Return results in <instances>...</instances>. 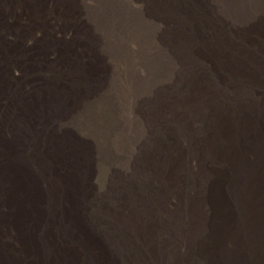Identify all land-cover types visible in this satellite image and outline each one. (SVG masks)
<instances>
[{
	"label": "bare ground",
	"instance_id": "1",
	"mask_svg": "<svg viewBox=\"0 0 264 264\" xmlns=\"http://www.w3.org/2000/svg\"><path fill=\"white\" fill-rule=\"evenodd\" d=\"M0 264H264V0H0Z\"/></svg>",
	"mask_w": 264,
	"mask_h": 264
},
{
	"label": "rangeland",
	"instance_id": "2",
	"mask_svg": "<svg viewBox=\"0 0 264 264\" xmlns=\"http://www.w3.org/2000/svg\"><path fill=\"white\" fill-rule=\"evenodd\" d=\"M19 23H21V22H19Z\"/></svg>",
	"mask_w": 264,
	"mask_h": 264
}]
</instances>
